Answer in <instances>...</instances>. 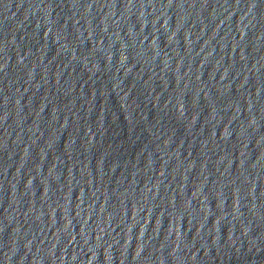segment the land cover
I'll return each instance as SVG.
<instances>
[{
  "label": "water",
  "instance_id": "obj_1",
  "mask_svg": "<svg viewBox=\"0 0 264 264\" xmlns=\"http://www.w3.org/2000/svg\"><path fill=\"white\" fill-rule=\"evenodd\" d=\"M0 264H264V0H0Z\"/></svg>",
  "mask_w": 264,
  "mask_h": 264
}]
</instances>
